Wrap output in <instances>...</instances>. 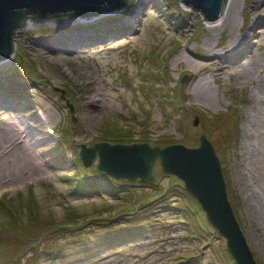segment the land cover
Instances as JSON below:
<instances>
[{
  "label": "rangeland",
  "instance_id": "374dc122",
  "mask_svg": "<svg viewBox=\"0 0 264 264\" xmlns=\"http://www.w3.org/2000/svg\"><path fill=\"white\" fill-rule=\"evenodd\" d=\"M231 1L228 23L212 25L180 0H126L120 11L86 17V26L70 33L63 28L81 23L26 15L33 23L13 30V55L0 61V199L17 208L29 201L42 217H53V224L65 215L76 224L49 226L33 244L17 250L10 237L0 238L4 256L12 254L19 264L228 263L224 256L210 260L208 254L223 249V237L189 238L172 219L173 211L157 206L153 215L166 218V224L159 222V229L145 236L108 242L88 232L89 225L81 226L90 222L84 217L104 214L103 205L113 200L70 192L63 175L73 171L72 162L55 164L51 154L64 147L58 140L62 133L71 144L63 149L66 162L77 156L81 144L89 147L117 126L132 138L168 133L185 146H196L199 134L205 135L223 155L224 174L237 197L236 221L255 264H264V97L259 95L264 88V0L255 5V0ZM136 8L137 17L129 19ZM63 13L64 19L68 14ZM253 21L259 26L250 35ZM80 33L72 45L69 39ZM61 36L69 38L64 43L69 48L49 51ZM117 73H125L127 80ZM197 81L208 95L196 92ZM164 91L173 99L160 103ZM6 127L13 134L11 143L2 135ZM152 168L165 185L168 175L157 162ZM198 213L208 225L202 210ZM4 221L0 214V226ZM80 232L86 236L74 243L73 234ZM53 246L60 247L59 254L48 252ZM193 254L182 263L184 255Z\"/></svg>",
  "mask_w": 264,
  "mask_h": 264
},
{
  "label": "trees",
  "instance_id": "16d2710c",
  "mask_svg": "<svg viewBox=\"0 0 264 264\" xmlns=\"http://www.w3.org/2000/svg\"><path fill=\"white\" fill-rule=\"evenodd\" d=\"M101 11L108 10H99L97 13H100ZM63 17L64 15L58 20ZM156 73H158V71H156ZM116 76L122 81L127 80L125 73H117ZM153 89L154 88H152V92L156 90ZM168 95L169 94L165 91L160 92L159 96H161L162 99L160 103L166 98L173 99L172 96ZM67 106L69 110H71V106L69 104H67ZM166 111L169 112V110ZM172 111L176 112L175 105L173 106ZM179 121L181 120L178 119L177 123ZM105 133V136L98 139V141H107L111 144L116 142L125 144L132 142H148L151 145L159 146L185 143L182 139L178 137L176 138L168 133L159 134L155 138L147 136V134L138 135L136 138H132L128 132L125 133V131H121L117 126L107 129ZM64 137L63 133L58 136L59 142L64 143V147L56 149L51 155L55 164L57 162V164H62L65 167L67 161L72 162L73 171H67V173L63 175L64 181L70 185V192L87 197L100 195L107 197L108 200H113V202L103 205L104 207H102V209L104 214L100 213L99 215H89L84 217V221L90 222L82 224L81 226L84 227L85 225H89L87 227L88 232H92V234L102 237L108 242L121 241L124 238L131 239L141 235L145 236V234L154 231V229H159V222H162V226H165L166 224V218H161V220H159L153 215L157 212V208L155 207L157 206L168 213L173 211L174 216L172 217L174 218L172 219H174L180 226H183L182 229L189 238L197 240L204 239L207 241L212 237H220L214 228L208 226L203 220H201V217L198 216L200 207L195 202L193 196L189 195L184 190L180 180L169 175L166 176L167 181L165 182V185H162L160 183L161 178L159 177L162 176V174L159 173V178H157V176H155V171L153 170L152 174L156 178L155 182H142L139 179L128 181L124 179H115L109 175L96 171L94 169V164L85 166L82 161H80L78 154L71 159L66 158L67 160L65 162L63 149L70 148L71 144L67 140H64ZM231 139H233V137ZM86 147L81 144L80 149ZM215 154H217L219 164H221V173L224 178L227 199L234 214V202L237 197L231 186L227 183L226 174H224L223 155L220 151H218V153L215 152ZM22 213L24 216L21 215ZM73 213L76 212L71 211L70 215ZM0 214L5 219L3 225L0 226V238L3 239L4 237H10L8 241L14 240L18 245L15 250H17L20 245L27 246L33 244L35 242V236L40 237L43 235L49 226L52 230H55L60 227V225L70 226L76 224L75 221H71L68 215H65L66 217H64L63 221L58 224H53V217H42L29 201L26 203L25 207L20 206L17 208L10 203L7 204V200L0 199ZM234 215L236 218V214ZM85 236V233L80 232L73 234L71 239L76 243L80 238ZM47 250L50 253L59 254L60 247L53 246ZM4 253V250L0 246V264H19V258L15 263L12 261V259L15 258L12 254L4 256ZM208 254L211 256L210 260H218L220 256H224L229 264H233L225 247L216 251L211 250ZM184 256L182 263L183 261L189 262L195 257L194 254L193 256Z\"/></svg>",
  "mask_w": 264,
  "mask_h": 264
},
{
  "label": "water",
  "instance_id": "95a60500",
  "mask_svg": "<svg viewBox=\"0 0 264 264\" xmlns=\"http://www.w3.org/2000/svg\"><path fill=\"white\" fill-rule=\"evenodd\" d=\"M225 0H180L184 6L198 10L207 22L221 15ZM126 0H0V61L12 52V31L27 21L31 13L36 19L72 11L82 18L96 15L99 10H119ZM69 12V13H72ZM67 13V14H69ZM186 75L181 78L184 81ZM78 157L87 166L115 179L155 182L152 166L157 162L164 175L182 182L184 190L193 196L209 226L224 238L227 254L233 264H255L231 205L228 202L221 164L213 145L199 134L196 146L181 143L163 146L148 142L109 143L96 141L81 148Z\"/></svg>",
  "mask_w": 264,
  "mask_h": 264
},
{
  "label": "bare ground",
  "instance_id": "6f19581e",
  "mask_svg": "<svg viewBox=\"0 0 264 264\" xmlns=\"http://www.w3.org/2000/svg\"><path fill=\"white\" fill-rule=\"evenodd\" d=\"M258 1H260V0H255L254 1V5H255V3H257ZM225 3H224V6H223V8H222V13H221V15L219 16V18H217L216 20H213L212 22H207L208 24H210V25H212V24H216V23H218V22H225V23H228L227 21L229 20V16L231 15V9H232V7H233V3H232V1L231 0H225L224 1ZM237 5H238V3H237ZM254 5H253V7H254ZM258 5V4H257ZM123 8V7H122ZM262 9V8H261ZM237 10V9H236ZM140 11L136 8L135 10H131L130 11V13H129V15H128V17H129V19H131V18H133V19H135L137 16V14L139 13ZM235 12V11H234ZM233 12V13H234ZM63 13V12H62ZM66 13H68V12H64L63 14H66ZM73 13H69L67 16H65V18L63 19L62 18V20H63V24H65V23H67V22H72V23H70V24H73V23H75V24H80V25H75V26H66V27H64L63 28V30L64 31H67V32H73V31H76V29H74L75 27H77V26H83V27H85L86 26V24H87V21H84V20H87V19H85V18H82V17H80L79 15H77V14H75L76 16H74V15H72ZM262 14V13H261ZM256 15V14H255ZM233 16V15H232ZM53 17V16H52ZM77 19H79V20H77ZM50 20H53L54 21V19L53 18H50ZM205 21V20H204ZM258 22V21H257ZM257 22H254L253 21V23L249 26V28L247 29V31H248V34H250V35H253V33L255 32V30H254V28L255 27H257V25H258V23ZM31 23H33V21H32V19H27V21H26V23L24 24V25H21V27L22 26H29V24H31ZM233 23V22H232ZM63 24H62V26H63ZM221 24V23H220ZM131 25V24H130ZM92 26V25H91ZM259 26V25H258ZM261 26V25H260ZM20 27V26H19ZM264 27V26H263ZM81 28V27H80ZM89 28V27H88ZM93 28V27H92ZM134 28V27H133ZM16 29V28H15ZM79 29V28H78ZM246 29V28H245ZM80 30V29H79ZM94 30V29H93ZM61 31V30H60ZM13 32V31H12ZM76 33V32H75ZM13 34V33H12ZM18 34V33H17ZM66 34V33H65ZM100 35V34H99ZM249 35V36H250ZM69 36V35H68ZM81 33L79 34V35H77V36H74V38H68L67 36L65 37V36H61L59 39H57L56 40V42H57V44L58 45H52L51 47H48L49 48V51H56V50H59V51H61L62 49H67V48H69L68 46H66L64 43H65V39L67 40V39H69V42H72V45H75L76 43H77V41L78 40H80L79 38H81ZM246 34H245V37L244 38H246ZM86 38V37H85ZM11 41H12V39H11ZM96 42V41H95ZM55 43V42H54ZM99 45V44H98ZM106 45V44H105ZM238 43H236L235 44V46L233 47V52H234V50L236 49V47H238ZM56 48H54V47ZM75 47V46H74ZM73 46H72V48H74ZM13 50H14V45H13V43H12V52H11V55H10V57L9 58H7V59H4V60H10L11 59V57H12V55H13ZM76 51V50H75ZM61 53V52H60ZM60 56V55H59ZM237 59V61L239 60V59H241V58H236ZM236 59H234V60H236ZM243 61H244V59H243ZM5 62H7V61H5ZM239 64V63H238ZM206 64H204V65H202V66H205ZM248 65H250V64H248ZM247 65V66H248ZM241 67V66H240ZM244 70V69H243ZM248 70V69H247ZM250 70V69H249ZM201 71V70H200ZM203 71V70H202ZM204 72V71H203ZM250 73V72H249ZM196 84L198 85V88H197V90H196V92L197 93H199V94H202V95H204V96H206V94L208 95V91L206 90V88H204L203 87V85L200 83V82H196ZM194 87H196V86H194ZM259 91H261V93H259V95H260V97H264V88H262L261 90H259ZM97 102V101H96ZM92 105V104H91ZM21 122V121H20ZM19 127V126H18ZM7 128V127H6ZM21 129V128H20ZM3 130V129H2ZM5 132L4 133H2V135H4L5 134V137L7 136L9 139L8 140H6L8 143H11V141H13L12 139V137H10L11 136V134H12V132H11V129H5L4 130ZM21 131V130H20ZM259 131V130H258ZM7 133V134H6ZM1 134V133H0ZM12 136H13V134H12ZM0 137H1V135H0ZM8 145V144H7ZM6 148V147H5ZM5 150V149H4ZM3 151V150H2Z\"/></svg>",
  "mask_w": 264,
  "mask_h": 264
}]
</instances>
